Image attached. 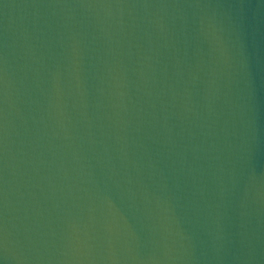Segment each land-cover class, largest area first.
<instances>
[{
  "label": "water",
  "instance_id": "obj_1",
  "mask_svg": "<svg viewBox=\"0 0 264 264\" xmlns=\"http://www.w3.org/2000/svg\"><path fill=\"white\" fill-rule=\"evenodd\" d=\"M0 264H264V0H0Z\"/></svg>",
  "mask_w": 264,
  "mask_h": 264
}]
</instances>
